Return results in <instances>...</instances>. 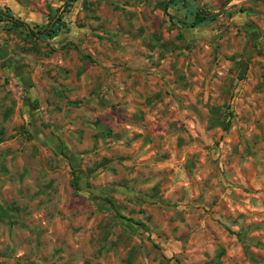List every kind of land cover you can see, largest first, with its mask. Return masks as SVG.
<instances>
[{
    "label": "rangeland",
    "instance_id": "obj_1",
    "mask_svg": "<svg viewBox=\"0 0 264 264\" xmlns=\"http://www.w3.org/2000/svg\"><path fill=\"white\" fill-rule=\"evenodd\" d=\"M68 1L0 0L67 25L0 21V264H264V0Z\"/></svg>",
    "mask_w": 264,
    "mask_h": 264
},
{
    "label": "trees",
    "instance_id": "obj_2",
    "mask_svg": "<svg viewBox=\"0 0 264 264\" xmlns=\"http://www.w3.org/2000/svg\"><path fill=\"white\" fill-rule=\"evenodd\" d=\"M69 1L67 3L68 7L71 6L73 0H69ZM181 1L183 0H167L164 3V5L167 8V7L176 5ZM190 11L195 13L194 20L193 21H188L185 19L182 20V23L184 24V26L188 28L199 27L214 18V15L212 13L200 7H198L195 11H194V7H190ZM52 18L55 19V22L53 25H48L44 28L39 29L38 31H34L33 29L30 28L29 24H27L25 21L19 18H16L9 8H7L6 11H2L0 9V21L9 20L17 28L18 27L28 28L29 35L35 36L39 33L40 35H43L42 38L52 37L54 35H57L58 31H60L61 29L67 28L66 23L62 20V15H58V16L53 15ZM87 58L92 60L91 56L89 55H87ZM73 183L76 189L80 187L79 182L77 180H74ZM139 223H142V222H139Z\"/></svg>",
    "mask_w": 264,
    "mask_h": 264
}]
</instances>
